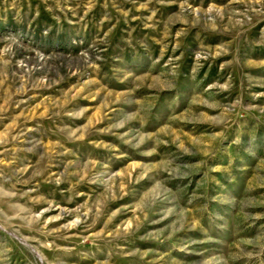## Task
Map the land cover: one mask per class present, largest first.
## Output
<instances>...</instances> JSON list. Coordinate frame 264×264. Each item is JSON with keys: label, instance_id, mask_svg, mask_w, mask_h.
<instances>
[{"label": "rangeland", "instance_id": "1", "mask_svg": "<svg viewBox=\"0 0 264 264\" xmlns=\"http://www.w3.org/2000/svg\"><path fill=\"white\" fill-rule=\"evenodd\" d=\"M0 264H264V0H0Z\"/></svg>", "mask_w": 264, "mask_h": 264}]
</instances>
